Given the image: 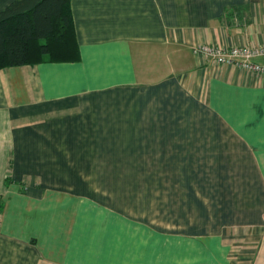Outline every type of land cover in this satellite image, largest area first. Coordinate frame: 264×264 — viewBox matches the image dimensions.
Instances as JSON below:
<instances>
[{"label": "crops", "instance_id": "obj_1", "mask_svg": "<svg viewBox=\"0 0 264 264\" xmlns=\"http://www.w3.org/2000/svg\"><path fill=\"white\" fill-rule=\"evenodd\" d=\"M72 11L78 60L0 70V264H264V74L193 51L264 45V0H72ZM77 162L167 182L146 187L143 208L131 190L90 208L45 176L7 185L77 174Z\"/></svg>", "mask_w": 264, "mask_h": 264}, {"label": "trees", "instance_id": "obj_2", "mask_svg": "<svg viewBox=\"0 0 264 264\" xmlns=\"http://www.w3.org/2000/svg\"><path fill=\"white\" fill-rule=\"evenodd\" d=\"M79 57L72 0H15L0 11V70Z\"/></svg>", "mask_w": 264, "mask_h": 264}, {"label": "rangeland", "instance_id": "obj_3", "mask_svg": "<svg viewBox=\"0 0 264 264\" xmlns=\"http://www.w3.org/2000/svg\"><path fill=\"white\" fill-rule=\"evenodd\" d=\"M223 46L226 47V45ZM246 46L252 47V45ZM204 58H206L207 60H211L207 57ZM211 61L214 62L213 60ZM74 165L76 166L74 169L77 171V174H40L41 176L39 174H9L7 175L6 179L7 185H10L12 183V178L16 175L17 177L22 179V182L17 185H19L21 190H23V188H25L26 186L25 184L27 182H30L34 176L36 177V179L39 178L41 183L44 182L43 176H45L47 177V182H49L50 184L57 183L55 184L56 186H62L65 188L73 189L74 191H77L79 193H85L87 196L86 198H88L91 203L90 208H94L93 203H105L107 205H112L117 202H125V199L126 202L128 200L130 201V195L128 192L129 190H131L136 194L134 195V201L138 203L139 208H143L144 204L147 202L145 195V192L147 191L146 187L150 185L154 190V194L156 192L160 193L161 181L164 182L165 186L167 182L162 179H156L154 177V174H81L79 172L80 168H77L78 166H80V162H77ZM148 176H150L149 179L147 178ZM51 181H53V183ZM157 198L158 199H155L156 202L160 203V198ZM0 204H2V210L0 212L1 214L4 207L3 194L0 195ZM92 211V209L88 210L89 213H92ZM80 213L83 214L84 212L82 211Z\"/></svg>", "mask_w": 264, "mask_h": 264}, {"label": "built area", "instance_id": "obj_4", "mask_svg": "<svg viewBox=\"0 0 264 264\" xmlns=\"http://www.w3.org/2000/svg\"><path fill=\"white\" fill-rule=\"evenodd\" d=\"M195 54L213 60L218 65H233L255 74H264V63L256 59L264 57V45L259 46H226L223 45H194Z\"/></svg>", "mask_w": 264, "mask_h": 264}]
</instances>
